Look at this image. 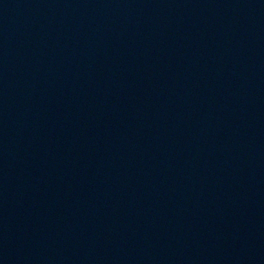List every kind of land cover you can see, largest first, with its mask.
I'll return each mask as SVG.
<instances>
[{
  "label": "water",
  "instance_id": "95a60500",
  "mask_svg": "<svg viewBox=\"0 0 264 264\" xmlns=\"http://www.w3.org/2000/svg\"><path fill=\"white\" fill-rule=\"evenodd\" d=\"M0 264H264V0H0Z\"/></svg>",
  "mask_w": 264,
  "mask_h": 264
}]
</instances>
